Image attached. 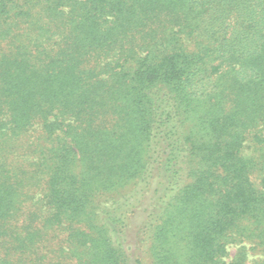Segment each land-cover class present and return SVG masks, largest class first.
Listing matches in <instances>:
<instances>
[{
    "label": "trees",
    "instance_id": "obj_1",
    "mask_svg": "<svg viewBox=\"0 0 264 264\" xmlns=\"http://www.w3.org/2000/svg\"><path fill=\"white\" fill-rule=\"evenodd\" d=\"M249 250L264 264V0H0V264Z\"/></svg>",
    "mask_w": 264,
    "mask_h": 264
},
{
    "label": "rangeland",
    "instance_id": "obj_2",
    "mask_svg": "<svg viewBox=\"0 0 264 264\" xmlns=\"http://www.w3.org/2000/svg\"><path fill=\"white\" fill-rule=\"evenodd\" d=\"M236 248H237L236 245H230L228 247L229 256L227 257V259H230L234 255V252H235ZM247 252H248V257H247L246 264H256L255 260L259 259L260 255L259 254H254L250 250L247 251Z\"/></svg>",
    "mask_w": 264,
    "mask_h": 264
}]
</instances>
